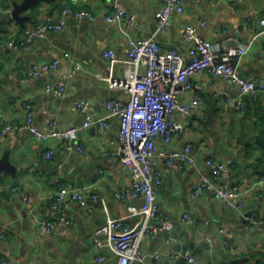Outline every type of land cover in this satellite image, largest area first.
<instances>
[{
	"label": "crops",
	"instance_id": "crops-1",
	"mask_svg": "<svg viewBox=\"0 0 264 264\" xmlns=\"http://www.w3.org/2000/svg\"><path fill=\"white\" fill-rule=\"evenodd\" d=\"M22 1L0 0V131L4 124H22L25 101L34 105V122L44 131L81 125L84 114L77 109V103L82 99L89 101V111L95 117L103 116L105 101L123 95L101 78L111 72L104 50L112 48L120 60L126 58L129 36L154 35L163 3L122 0L134 20V25H128L104 19L112 11L114 0H37L21 12L26 18L20 23L12 10L14 2ZM182 1L185 11L174 16L171 25L156 35L162 48L186 54L189 45L183 37L185 24L204 21L200 34L224 50L251 44L245 54L235 58L237 68L246 77L264 78V35L259 22L264 18V0ZM68 5L90 10L96 18L67 16L63 30L36 38L27 51L7 46L9 38H20L25 28L49 16L58 19ZM54 59L60 61L56 69L42 76H29L33 63ZM75 62L81 65L69 77ZM122 71L123 63L118 62L114 67L116 76H121ZM193 81L200 86V109L191 116L176 115L184 127L174 132L171 142L157 140L158 166L164 177L163 183L156 186L158 202L163 217L173 227L169 232L146 236L142 249L158 254L152 258L155 264H170L169 260L179 258L183 251L188 252L189 264H264V228L245 218L253 215L260 221L264 219V150L256 140L257 111L264 110V91L257 92L255 101L248 96L244 110H239L232 104L239 89L230 80L201 70ZM47 83L64 84L65 94L47 92ZM194 92L182 98L189 100ZM110 123L109 129L97 124L84 128L78 138L83 148L80 153L68 152L59 140L40 142L17 129L6 133L0 158L7 151L16 172H0V230L6 234L4 240L0 239V258H8L11 264L115 263V255L106 243L93 242L95 229L106 220L101 200H91L88 208L71 203L70 224L60 221L59 212L51 205L61 183L85 186L97 193L113 217L126 215L129 205L140 203L130 197L131 176L117 153L118 119L111 118ZM188 142L194 144L196 164L166 166V154ZM48 146L54 148L55 154L46 160L43 155ZM209 157L226 163L221 182L240 187L245 203L242 210L228 207L208 191L193 196L197 170H208L204 161ZM118 191L126 192L125 198H117ZM184 213L190 215L191 222L181 221ZM51 220H56V227L48 232L42 222ZM126 220L132 226L142 221L138 216ZM206 237L212 239L211 245L205 243ZM100 255L104 256L101 263L97 261ZM189 257L195 259L194 263L189 262Z\"/></svg>",
	"mask_w": 264,
	"mask_h": 264
},
{
	"label": "built area",
	"instance_id": "built-area-1",
	"mask_svg": "<svg viewBox=\"0 0 264 264\" xmlns=\"http://www.w3.org/2000/svg\"><path fill=\"white\" fill-rule=\"evenodd\" d=\"M122 0H114L113 9L104 16L108 22L116 24L134 25L132 15L121 4ZM185 11L182 0H163L158 14L157 28L153 36H129V50L126 58L120 60L112 48L104 50V57L109 61L111 72L101 77L108 86L120 91L123 95H115L105 101L106 113L95 117L89 111V101L82 99L77 103V109L84 114L81 125H69L65 128H55L49 131L41 130L34 122V105L30 101L23 103L24 120L20 125L4 124L0 131V148L3 137L9 130L17 129L32 135L37 141L50 142L59 140L68 152H82L79 143V133L91 125L101 128L111 127L110 119L117 118L119 122L117 134V153L120 161L127 168L131 176L129 186L130 197L139 200V204L128 206L127 214L113 217L109 213L104 199L97 193H92L85 186L69 187L61 183L54 197L52 207L59 212V220L70 224L68 209L71 203L77 202L88 208L91 200H101L106 220L99 225L93 235L95 245L106 243L115 255L114 264H155L153 257L157 253L149 254L142 249V242L146 236L171 231L173 225L166 221L158 202L156 186L164 181L163 172L158 166L157 157L160 154L157 143L158 138L169 143L176 131L183 129L184 125L176 119L178 113L191 116L200 109L202 94L200 86L193 81V76L206 70L210 75L230 80L239 89V96L232 104L239 110H244L246 98L256 100L257 92L264 91V78L252 79L240 73L235 58L245 54L251 44H244L232 50H224L220 44L207 39L199 32L205 25L204 21L186 23L183 28V37L189 45L186 54L177 49L165 50L156 39V35L165 31L172 18ZM73 16L78 19L88 18L94 20L95 14L87 9H76L70 5L65 6L58 19L47 17L37 25L25 28L20 38L11 37L7 46L15 51H27L36 38L44 37L49 32L61 31L66 27V17ZM264 35V18L259 20ZM66 56L68 54H65ZM59 60L35 62L28 70L30 77L42 76L46 72L56 69ZM118 62L123 63L121 76H116L114 67ZM75 67L69 73L73 75L80 67ZM23 81V80H22ZM47 92L62 96L66 92L64 84L47 83ZM195 90L189 99H183L185 93ZM108 154V152H105ZM55 154L53 147L48 146L44 151V159H51ZM179 164L181 166H194L196 164V151L192 142L186 143L182 148L171 149L165 157L168 167ZM208 168L206 172L197 170V183L193 196L197 197L204 191L214 194L219 200L234 210H242L245 206L241 189L238 185L225 186L222 184L223 172L226 163L213 157L204 161ZM103 170H100L102 173ZM264 183V175L261 176ZM115 196L123 199L126 192L118 191ZM26 200L27 197L25 196ZM138 216L142 221L132 226L127 222L128 217ZM251 222H259L264 228V219L258 220L255 216H245ZM182 222H191L190 215L184 213ZM48 231H54L56 220L42 222ZM6 234L0 230V239L4 240ZM170 239V238H169ZM207 245L212 239H204ZM98 262L104 261V256L97 257ZM195 259L189 257V262ZM0 264H11L8 258H0Z\"/></svg>",
	"mask_w": 264,
	"mask_h": 264
},
{
	"label": "water",
	"instance_id": "water-1",
	"mask_svg": "<svg viewBox=\"0 0 264 264\" xmlns=\"http://www.w3.org/2000/svg\"><path fill=\"white\" fill-rule=\"evenodd\" d=\"M37 0H23L22 2H14V8L12 10L13 17L20 23L26 16L22 15L21 12L28 8L32 3H36ZM6 171L14 174L16 172V167L9 159V153L6 151L0 158V172ZM170 264H189L188 263V252L183 251L179 258H173L169 260Z\"/></svg>",
	"mask_w": 264,
	"mask_h": 264
},
{
	"label": "trees",
	"instance_id": "trees-1",
	"mask_svg": "<svg viewBox=\"0 0 264 264\" xmlns=\"http://www.w3.org/2000/svg\"><path fill=\"white\" fill-rule=\"evenodd\" d=\"M260 110L257 111V117L259 119V124H258V132L256 134V140L261 143V147L264 150V110H261V111Z\"/></svg>",
	"mask_w": 264,
	"mask_h": 264
}]
</instances>
